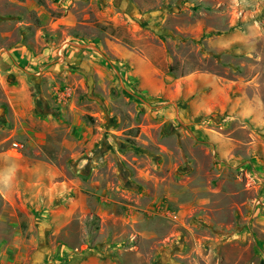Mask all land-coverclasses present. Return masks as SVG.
Returning a JSON list of instances; mask_svg holds the SVG:
<instances>
[{
	"label": "rangeland",
	"instance_id": "rangeland-1",
	"mask_svg": "<svg viewBox=\"0 0 264 264\" xmlns=\"http://www.w3.org/2000/svg\"><path fill=\"white\" fill-rule=\"evenodd\" d=\"M0 264H264V0H0Z\"/></svg>",
	"mask_w": 264,
	"mask_h": 264
}]
</instances>
